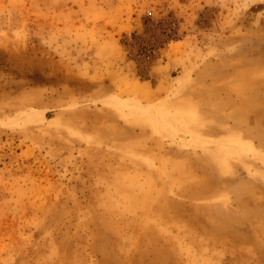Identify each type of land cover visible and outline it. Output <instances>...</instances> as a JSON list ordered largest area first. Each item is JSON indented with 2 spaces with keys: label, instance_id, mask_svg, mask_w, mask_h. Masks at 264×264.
<instances>
[{
  "label": "rangeland",
  "instance_id": "obj_1",
  "mask_svg": "<svg viewBox=\"0 0 264 264\" xmlns=\"http://www.w3.org/2000/svg\"><path fill=\"white\" fill-rule=\"evenodd\" d=\"M0 264H264V0H0Z\"/></svg>",
  "mask_w": 264,
  "mask_h": 264
}]
</instances>
